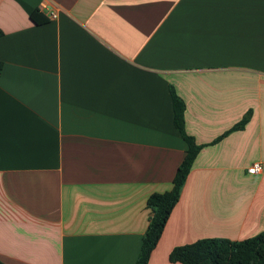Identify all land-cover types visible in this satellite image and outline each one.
<instances>
[{
	"label": "crops",
	"instance_id": "1",
	"mask_svg": "<svg viewBox=\"0 0 264 264\" xmlns=\"http://www.w3.org/2000/svg\"><path fill=\"white\" fill-rule=\"evenodd\" d=\"M0 32L2 262L137 263L188 148L171 87L204 148L149 264L264 234V0H0Z\"/></svg>",
	"mask_w": 264,
	"mask_h": 264
},
{
	"label": "trees",
	"instance_id": "2",
	"mask_svg": "<svg viewBox=\"0 0 264 264\" xmlns=\"http://www.w3.org/2000/svg\"><path fill=\"white\" fill-rule=\"evenodd\" d=\"M31 17L34 23L38 25L45 23V18L38 12L33 13ZM170 94L173 105L174 126L188 148L184 160L176 172L171 191L153 194L147 201V207L150 209L152 217L144 235L136 264H149L151 255L162 237L169 215L180 199L194 161L204 148L203 145H198L195 139L189 136L185 130L184 101L177 95L173 87L170 88ZM251 115L252 112L249 111L238 124L212 144L218 143L234 131L243 130L249 123ZM169 261L180 264H264V234L240 242L225 239L199 240L189 245L174 248L169 255ZM0 264L5 263L0 260Z\"/></svg>",
	"mask_w": 264,
	"mask_h": 264
},
{
	"label": "built area",
	"instance_id": "3",
	"mask_svg": "<svg viewBox=\"0 0 264 264\" xmlns=\"http://www.w3.org/2000/svg\"><path fill=\"white\" fill-rule=\"evenodd\" d=\"M40 11L42 13L47 11V3L46 2H42L40 4ZM46 15L51 20H56L58 18V14L55 11H49L48 10L46 12ZM262 172H263V166L261 163H255L248 169V173L252 174V175H258V174H261Z\"/></svg>",
	"mask_w": 264,
	"mask_h": 264
}]
</instances>
